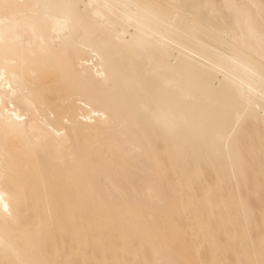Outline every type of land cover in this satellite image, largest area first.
I'll list each match as a JSON object with an SVG mask.
<instances>
[{
	"label": "bare ground",
	"instance_id": "obj_1",
	"mask_svg": "<svg viewBox=\"0 0 264 264\" xmlns=\"http://www.w3.org/2000/svg\"><path fill=\"white\" fill-rule=\"evenodd\" d=\"M0 3V264L264 262V0Z\"/></svg>",
	"mask_w": 264,
	"mask_h": 264
},
{
	"label": "snow or ice",
	"instance_id": "obj_2",
	"mask_svg": "<svg viewBox=\"0 0 264 264\" xmlns=\"http://www.w3.org/2000/svg\"><path fill=\"white\" fill-rule=\"evenodd\" d=\"M21 7H30V6L0 3V8H3L5 11L11 10V9H18V8H21ZM31 7L40 8V7H48V6L47 5H45V6L34 5V6H31ZM2 42H3V39H2V37H0V43H2ZM262 264H264V262H262Z\"/></svg>",
	"mask_w": 264,
	"mask_h": 264
}]
</instances>
